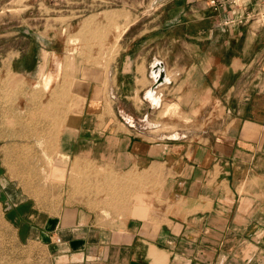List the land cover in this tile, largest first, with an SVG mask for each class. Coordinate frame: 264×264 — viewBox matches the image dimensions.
<instances>
[{"label": "crops", "instance_id": "crops-1", "mask_svg": "<svg viewBox=\"0 0 264 264\" xmlns=\"http://www.w3.org/2000/svg\"><path fill=\"white\" fill-rule=\"evenodd\" d=\"M119 1L125 26L111 62L81 69L86 121L62 143L70 158L94 157L113 184L94 203L79 192L57 205L20 194L4 236L41 248L46 264H264L262 30L226 23L230 9L207 0ZM39 63L23 50L10 68L30 75ZM157 63L164 82L151 98ZM1 246L6 262L7 238Z\"/></svg>", "mask_w": 264, "mask_h": 264}, {"label": "rangeland", "instance_id": "rangeland-1", "mask_svg": "<svg viewBox=\"0 0 264 264\" xmlns=\"http://www.w3.org/2000/svg\"><path fill=\"white\" fill-rule=\"evenodd\" d=\"M120 8L119 0H0V247L5 238L8 245L0 264H46L41 248H15V233L4 236L5 209L14 210L20 194L57 205L64 192H79L94 203L95 192L113 184L94 157L70 158L62 143L68 147L86 121L80 71L97 60L108 67L111 43L125 26L116 23ZM23 50L39 54V67L30 75L10 68ZM166 121L168 131L174 129L177 120ZM101 175L107 176L102 183L96 181ZM156 190L152 186V199L159 201ZM19 233L26 239L27 232Z\"/></svg>", "mask_w": 264, "mask_h": 264}, {"label": "built area", "instance_id": "built-area-1", "mask_svg": "<svg viewBox=\"0 0 264 264\" xmlns=\"http://www.w3.org/2000/svg\"><path fill=\"white\" fill-rule=\"evenodd\" d=\"M251 3L254 4L256 10L246 12L245 8ZM207 4L215 11L229 8L231 19L226 23L242 24L255 21L264 34V0H207Z\"/></svg>", "mask_w": 264, "mask_h": 264}, {"label": "water", "instance_id": "water-1", "mask_svg": "<svg viewBox=\"0 0 264 264\" xmlns=\"http://www.w3.org/2000/svg\"><path fill=\"white\" fill-rule=\"evenodd\" d=\"M151 74H153L154 77V87L151 89L149 95L152 96L153 90L156 86H158L160 83L164 82V74L162 70V65L160 63H157L154 65V68H152Z\"/></svg>", "mask_w": 264, "mask_h": 264}, {"label": "bare ground", "instance_id": "bare-ground-1", "mask_svg": "<svg viewBox=\"0 0 264 264\" xmlns=\"http://www.w3.org/2000/svg\"><path fill=\"white\" fill-rule=\"evenodd\" d=\"M42 58H43V57H42ZM42 60H43V59H42ZM45 80H46V84H47V80H48V78H46ZM46 84H45V85H46ZM148 96L152 98V96H150V95H148ZM175 137H177V136H175Z\"/></svg>", "mask_w": 264, "mask_h": 264}]
</instances>
